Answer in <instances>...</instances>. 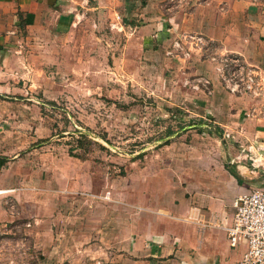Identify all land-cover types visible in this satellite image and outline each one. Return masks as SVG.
<instances>
[{
  "label": "crops",
  "instance_id": "crops-1",
  "mask_svg": "<svg viewBox=\"0 0 264 264\" xmlns=\"http://www.w3.org/2000/svg\"><path fill=\"white\" fill-rule=\"evenodd\" d=\"M84 21L117 27L136 43L139 67L161 73L166 104L187 112L186 130L139 169L136 197L130 190L126 199H98L93 188L29 199L38 187L29 181V150L0 147V188L9 189L0 194V221L19 212L29 219L41 200L43 220L57 223L58 242L80 264H237L245 245L231 246L220 225L231 223L234 197L261 182L247 155L264 165V1L0 0V79L17 75L26 79L16 90L32 89L59 57L55 37ZM186 34L195 37L183 39L188 53L168 54ZM225 54L256 73L258 94L226 87L218 69ZM11 90L0 81V94Z\"/></svg>",
  "mask_w": 264,
  "mask_h": 264
},
{
  "label": "rangeland",
  "instance_id": "rangeland-1",
  "mask_svg": "<svg viewBox=\"0 0 264 264\" xmlns=\"http://www.w3.org/2000/svg\"><path fill=\"white\" fill-rule=\"evenodd\" d=\"M55 42L59 57L44 65L32 89L16 90L26 79L17 75L0 79L12 88L0 94V147L29 150V181L38 186L29 199H71L91 188L98 199H126L139 169L185 132L187 112L166 104L157 88L161 73L151 63L139 67L136 43H127L119 28L84 21ZM77 129L87 133L82 146ZM37 203L29 219L19 212L0 221V264H80L64 251L72 246L60 245L61 228L43 220Z\"/></svg>",
  "mask_w": 264,
  "mask_h": 264
},
{
  "label": "built area",
  "instance_id": "built-area-1",
  "mask_svg": "<svg viewBox=\"0 0 264 264\" xmlns=\"http://www.w3.org/2000/svg\"><path fill=\"white\" fill-rule=\"evenodd\" d=\"M185 37V38H184ZM172 41L168 54H187L188 49L183 39L195 38L194 35L186 34ZM202 40L201 37H196ZM221 79L226 87L233 92H250L258 94V81L256 73L249 68L235 54H225L218 66ZM207 83V79H200ZM230 133L226 131L225 136ZM247 158L251 164V171L261 175L259 185L237 194L233 201V218L231 223L220 225L226 231L228 242L231 246L245 245L237 264H264V165L260 159L250 153ZM260 170V172L258 171ZM9 189L0 188V194Z\"/></svg>",
  "mask_w": 264,
  "mask_h": 264
},
{
  "label": "trees",
  "instance_id": "trees-1",
  "mask_svg": "<svg viewBox=\"0 0 264 264\" xmlns=\"http://www.w3.org/2000/svg\"><path fill=\"white\" fill-rule=\"evenodd\" d=\"M76 136H77V138H76L77 145L79 144V146H82L83 145V139L87 138V133L80 130V129H77L76 130ZM72 150H73V147L70 146L69 152H71V154H73V155L79 156L78 153H73ZM6 160H7L6 156H0V167L6 162ZM230 169L235 175L238 176V178H240V175L238 174V172L235 170L234 167L230 166Z\"/></svg>",
  "mask_w": 264,
  "mask_h": 264
}]
</instances>
